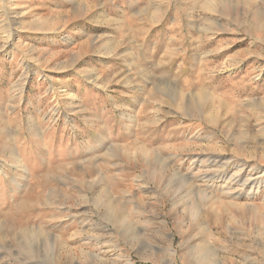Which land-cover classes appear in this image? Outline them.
Segmentation results:
<instances>
[{"label": "rangeland", "instance_id": "1", "mask_svg": "<svg viewBox=\"0 0 264 264\" xmlns=\"http://www.w3.org/2000/svg\"><path fill=\"white\" fill-rule=\"evenodd\" d=\"M0 264H264V0H0Z\"/></svg>", "mask_w": 264, "mask_h": 264}, {"label": "bare ground", "instance_id": "2", "mask_svg": "<svg viewBox=\"0 0 264 264\" xmlns=\"http://www.w3.org/2000/svg\"><path fill=\"white\" fill-rule=\"evenodd\" d=\"M223 166H224V165H223ZM219 172H220V171H219ZM239 175H240V174H239ZM257 175H258V174H257ZM214 176L216 177L217 174L215 173L212 177H214ZM238 177H239V176H238ZM250 178H251V179H250ZM232 180H233V179H232ZM234 180H235V179H234ZM252 180H253V178H252V177H249V178H246L245 181H246V182L248 181V182H247V185H248L249 183H252V182H253ZM244 184H245V183H244ZM51 245H52V244H51Z\"/></svg>", "mask_w": 264, "mask_h": 264}]
</instances>
